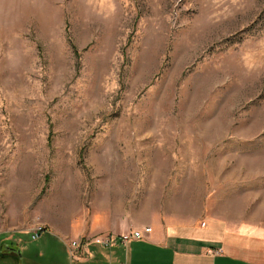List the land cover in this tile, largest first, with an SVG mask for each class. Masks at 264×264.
I'll list each match as a JSON object with an SVG mask.
<instances>
[{"label": "rangeland", "instance_id": "rangeland-1", "mask_svg": "<svg viewBox=\"0 0 264 264\" xmlns=\"http://www.w3.org/2000/svg\"><path fill=\"white\" fill-rule=\"evenodd\" d=\"M152 168L264 217V0H0V234L74 264L55 221Z\"/></svg>", "mask_w": 264, "mask_h": 264}, {"label": "crops", "instance_id": "crops-1", "mask_svg": "<svg viewBox=\"0 0 264 264\" xmlns=\"http://www.w3.org/2000/svg\"><path fill=\"white\" fill-rule=\"evenodd\" d=\"M150 170L154 177L150 185H144L138 176L140 171L131 169L129 174L138 177L132 179L128 188L119 187L122 183L119 173L116 178L111 175L107 179L111 182L109 188L102 186L100 192L94 193L95 199L84 215L78 209L67 223L55 221L58 227L68 225L77 232L78 246L73 248V254L70 240H62L72 263L264 264V217L260 209L251 206L253 202L248 196L232 200L230 211L218 215L205 209L203 199L201 202L189 197L175 200L174 194L169 196L168 191L181 190V186L167 191L168 178L159 175L166 174L165 170ZM198 188L190 187L187 180L182 191ZM146 227L152 230L146 232ZM134 230H141L142 237L126 244L116 242L104 246L95 242L98 236H120ZM16 235L0 234V258L11 259L9 264H24L23 261L45 264L37 263L38 258L33 255H26V247Z\"/></svg>", "mask_w": 264, "mask_h": 264}, {"label": "built area", "instance_id": "built-area-1", "mask_svg": "<svg viewBox=\"0 0 264 264\" xmlns=\"http://www.w3.org/2000/svg\"><path fill=\"white\" fill-rule=\"evenodd\" d=\"M45 228L41 225H37L31 232L32 238L36 239L40 235L41 232H43ZM152 230L151 227H146L145 231L150 232ZM142 237V231L141 230H134L130 233H126L120 236H115L113 234H108L107 236H98L95 238V242L101 243L104 246H112L114 243H121L126 244L132 239H140ZM69 246L72 250L71 254H73V248L78 246V242L76 240L68 242Z\"/></svg>", "mask_w": 264, "mask_h": 264}, {"label": "water", "instance_id": "water-1", "mask_svg": "<svg viewBox=\"0 0 264 264\" xmlns=\"http://www.w3.org/2000/svg\"><path fill=\"white\" fill-rule=\"evenodd\" d=\"M18 253H20V254H21V252H20V251H18Z\"/></svg>", "mask_w": 264, "mask_h": 264}]
</instances>
